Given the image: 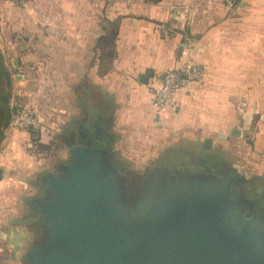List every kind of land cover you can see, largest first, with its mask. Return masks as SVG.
I'll use <instances>...</instances> for the list:
<instances>
[{
    "label": "crops",
    "instance_id": "1",
    "mask_svg": "<svg viewBox=\"0 0 264 264\" xmlns=\"http://www.w3.org/2000/svg\"><path fill=\"white\" fill-rule=\"evenodd\" d=\"M0 52L18 110L31 105L43 123L65 120L74 136L106 132L134 156L191 141L199 160L226 165L264 198V0H0ZM188 60L204 80L155 113V79ZM32 96L46 100L35 106ZM6 134L0 187H17L21 172L46 160L31 157L27 132ZM28 235L18 226L4 235L9 264H23Z\"/></svg>",
    "mask_w": 264,
    "mask_h": 264
},
{
    "label": "water",
    "instance_id": "2",
    "mask_svg": "<svg viewBox=\"0 0 264 264\" xmlns=\"http://www.w3.org/2000/svg\"><path fill=\"white\" fill-rule=\"evenodd\" d=\"M91 147H70L72 161L42 180L32 202L40 232L24 264H264V215L253 211L256 191L236 190L243 176L175 170L148 184V173L139 208L122 191L112 142Z\"/></svg>",
    "mask_w": 264,
    "mask_h": 264
},
{
    "label": "rangeland",
    "instance_id": "3",
    "mask_svg": "<svg viewBox=\"0 0 264 264\" xmlns=\"http://www.w3.org/2000/svg\"><path fill=\"white\" fill-rule=\"evenodd\" d=\"M12 79L14 82L15 79L13 76ZM49 96L50 104L52 105V93H49ZM14 99L16 103L20 101L18 97L14 96ZM39 99L40 96H32L30 99L28 98L30 101L26 102L29 103L32 100L34 105L38 106ZM41 100L44 101L46 99L42 97L40 101ZM22 103L20 102V104ZM29 110L38 114L37 109L35 107L32 108L31 105ZM42 125L43 128H45L44 133L42 131L18 132H27L29 137L28 140L33 144L31 157H33L36 162L38 160L36 157L43 154V158L46 160L45 164L39 166L40 164L38 163L37 166H35L39 168H32L31 171L21 172L19 178L22 180V183H20L17 187H0V264H9L11 259L14 258L12 255L10 256L8 254L7 249L5 248L6 244H3V237L9 229H13V227L18 226L28 230V241L25 246L26 249L23 250H28L35 243V240L40 232V223L37 222L34 225L35 229L33 231L32 226L30 225L32 222V220H30L32 219L31 213L34 212L36 214L38 217L37 220L40 219L41 215L36 212L37 210L32 206V202L35 199L42 197L44 194L45 189L42 180L45 179V175H57L59 170L58 166L60 164L70 163L72 161V156L71 159L69 158V145L63 141L65 128L69 126L68 123L65 122V120H62L52 124L51 119L44 122ZM6 130L5 138L8 136V134H6ZM86 133L90 135L89 131H86ZM42 136H44L43 139L45 140V143L39 142V139L41 140ZM36 142L41 145L40 148L37 144L35 145ZM120 142L121 141L116 140L114 142L113 149L115 153V166L118 167V174L123 175V179H125L122 191L126 192L128 197L130 196L129 201H135L136 205L140 203L138 205L139 208L145 203V194H141V191L145 192L147 185L146 183H143V180L152 169L163 168L167 170L168 168H187L191 170L192 173H202V170L197 166V160L201 156L199 155L201 152L194 148V144L191 141L176 139L163 142L158 145L155 150L149 151L147 154H139L138 156H134L133 154L127 152V150L124 151ZM122 165H125V173H121L120 169ZM170 173L175 174L174 171ZM141 195H143L142 200L140 199Z\"/></svg>",
    "mask_w": 264,
    "mask_h": 264
},
{
    "label": "built area",
    "instance_id": "4",
    "mask_svg": "<svg viewBox=\"0 0 264 264\" xmlns=\"http://www.w3.org/2000/svg\"><path fill=\"white\" fill-rule=\"evenodd\" d=\"M10 2L23 7L29 0H9ZM228 7H232L241 0H224ZM177 7H171L172 15ZM205 78V71L193 61L188 60L180 69L168 70L155 79L153 86L154 100L153 107L155 113L159 114L166 108H173L176 105V96L178 92L189 84L200 83ZM12 107H18L15 100L12 101ZM43 128L41 120L35 113L28 109H20L13 114L8 127L9 131H41ZM3 161V152L0 150V167Z\"/></svg>",
    "mask_w": 264,
    "mask_h": 264
},
{
    "label": "flooded vegetation",
    "instance_id": "5",
    "mask_svg": "<svg viewBox=\"0 0 264 264\" xmlns=\"http://www.w3.org/2000/svg\"><path fill=\"white\" fill-rule=\"evenodd\" d=\"M92 136L89 134H86V131L84 130H79L78 133L74 136L73 133H70L68 131H65L64 135H63V139L65 141V143L67 145H73V146H77V145H84L87 141H89L92 144V149H96L98 148V145H100L101 143L106 147L108 144H110V136L108 134H106V132H104V136L103 135H99L96 134V132H92ZM87 136V137H86ZM102 138V141H101ZM109 142V143H108ZM70 145V146H71ZM72 147V146H71ZM201 158V157H199ZM61 165V164H60ZM59 165V166H60ZM58 166V167H59ZM125 165L121 166V173H125ZM197 166L202 170L201 174H204L206 177L211 174H218V175H222L224 176L226 179H229L230 177L233 176H240L238 173H236L235 171H231L226 165L224 164H218L217 162L215 163L214 161H212L211 159H198L197 160ZM57 167V168H58ZM168 170V171H167ZM163 169V168H157V169H152L149 172V175L147 176L148 179L146 181V183H151L155 180L154 183H158V180H166L169 179L168 177H166L167 174H169L172 171L175 170H184V171H189V169L187 168H183V169H174V168H168V169ZM241 177V176H240ZM152 186V185H151ZM236 190L238 191V193H247L248 192V187L246 186V184L243 183H236L235 185ZM253 211L256 213L257 216H262L264 215V198L262 197V201L259 202V204L255 205V207L253 208ZM132 217H136L137 215H139L137 212H130ZM31 218L30 220H32V222L30 223V225L32 226V230L34 231V225L39 221L37 220V216L34 212L31 213ZM29 226V225H28Z\"/></svg>",
    "mask_w": 264,
    "mask_h": 264
},
{
    "label": "trees",
    "instance_id": "6",
    "mask_svg": "<svg viewBox=\"0 0 264 264\" xmlns=\"http://www.w3.org/2000/svg\"><path fill=\"white\" fill-rule=\"evenodd\" d=\"M13 100L12 74L7 69L4 56L0 52V150L5 140V130L8 129L13 114L19 111L17 107H12ZM70 145L69 147L73 146Z\"/></svg>",
    "mask_w": 264,
    "mask_h": 264
}]
</instances>
